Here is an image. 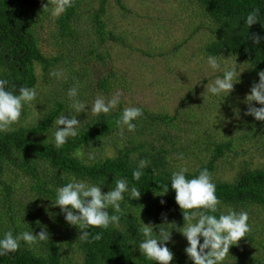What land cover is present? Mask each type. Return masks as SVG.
Instances as JSON below:
<instances>
[{
  "label": "trees",
  "instance_id": "trees-1",
  "mask_svg": "<svg viewBox=\"0 0 264 264\" xmlns=\"http://www.w3.org/2000/svg\"><path fill=\"white\" fill-rule=\"evenodd\" d=\"M194 1L210 23L204 27L209 34L207 43L202 47L206 57L208 55L236 57L247 64L251 78L264 71V0ZM108 2L109 0H101L100 10L93 20V29H96L99 43L104 44V40L109 37L120 48L137 51L126 36L115 35L101 20V16L106 13ZM47 4L48 0H0V78L8 80V90L14 93H18L20 87H34L37 65L49 72L57 63L56 60L46 57L40 46L38 21L45 9L53 6V0H49V6L45 7ZM78 6L80 0H74L73 7L68 8L56 20L64 33H72L77 21ZM253 9H259L260 22L248 27L244 23V18ZM192 37L193 33L188 38ZM254 38H259L260 43L256 44ZM96 52L97 50L93 49L91 53L93 55ZM96 56L100 61L98 63L103 64L104 57L98 53ZM94 75L96 79L100 76L105 77L96 88L100 87L109 92L119 74L113 72L112 68L98 67L94 69ZM190 98L191 95L186 101H190ZM23 108V112L27 114L26 107ZM65 108L64 103H57L53 109H49L38 125L0 133V193L5 203H9L7 213L0 212V237L9 230L13 235L25 230L32 231L35 235L41 231V226L49 234V242L41 243V248L29 247L21 242V248L17 252L0 256V264H73L70 255L77 250L83 256V264H155L154 261L146 260L139 252V242L143 239L139 231L142 223L139 213L142 212L148 218L146 225L152 226L156 235H159V231L154 228L152 218L161 212H168L172 219H178L175 223L177 227H182L183 214L175 203V192L170 187V176L175 171L174 165H171L174 159H170L172 149L167 150L161 145L156 147V144L150 145L136 138L149 133L155 122L171 126L176 119H181L180 115L184 108L176 111L174 116L157 115L141 108L143 116L135 121V130L139 132H136L139 136L124 142L121 141L123 133L117 123L125 108L124 103H120L109 115L86 117L83 114L81 116L76 114L77 120L81 121L78 135L69 138L64 146L57 149L53 146V141H42L40 137L55 125L54 121L61 116ZM124 130H127L126 127ZM94 143H99L101 148H104L105 144L115 145L117 155L94 160L80 159L75 155ZM118 143H124V146L119 148ZM233 147L231 141L217 143L213 158L194 173L187 172L186 178L197 176L203 168H207L212 176L217 169L218 161L226 153L231 152ZM140 160H147L148 165L142 170L143 174L137 181L132 178V172ZM16 171L21 177H31L34 181L33 190L41 197L50 199L53 204L56 189L69 182L71 178L102 185L103 193L115 186L116 179L125 178L130 187L140 190V197L130 200L125 194L118 225H110L104 230L90 228L89 232L92 235L99 232L101 238L94 240L90 235L87 240H81L79 239L81 230L65 221L64 214L58 206L51 204L56 211L54 222L52 219L47 222L45 215L51 206H45L42 200L36 199L35 204L30 205L28 210L13 208L9 202L15 193L11 175ZM215 185L216 195L221 201L220 211L226 213L231 209L237 212L243 210L256 213L254 220L262 222L264 167L242 171L232 182L222 181ZM166 187L169 189L164 193ZM37 207L41 211L38 212ZM108 211L112 214L111 208ZM219 214L218 211L216 215ZM55 222L64 228L61 239L54 235ZM257 222L251 229L256 233L261 231ZM178 234V231L172 230L170 241L166 245L174 254L171 264H192L186 256L185 248L176 238ZM254 235L249 232L244 237L243 244L238 242L230 247L229 261L224 264H264V231L259 240Z\"/></svg>",
  "mask_w": 264,
  "mask_h": 264
},
{
  "label": "rangeland",
  "instance_id": "rangeland-1",
  "mask_svg": "<svg viewBox=\"0 0 264 264\" xmlns=\"http://www.w3.org/2000/svg\"><path fill=\"white\" fill-rule=\"evenodd\" d=\"M120 1L109 0L101 20L115 35L126 36L137 51L120 48L109 37L104 40V44L99 43L96 29H93V20L100 10L101 0H80L77 21L69 34L64 33L57 24L59 16L51 15L52 7L45 9L38 21L40 46L45 56L56 60L57 63L49 72L37 65L34 85L37 97L31 105H25L27 114L23 112L24 108L22 109L21 119L13 126L14 130L38 125L49 109H53L57 103L65 104L66 108L61 113L65 118H75L76 114L88 117L93 115L90 108L97 96L103 95L108 99L119 90L120 103H124L125 107L135 106L157 115L170 116L176 115V111L184 108L181 119H176L171 126L155 122L149 133L136 138L150 145L156 144V147L161 145L167 150L172 149L170 159H174L171 165H174L175 171L185 167L187 172L194 173L213 158L216 144L226 141H231L234 147L218 161L217 169L211 176L214 183L232 182L242 171L263 168L264 122L255 120L251 115H245L249 107L246 97L250 94L251 87L259 82V76L251 78L247 64L236 57H219L222 64L237 65L236 83L233 91L224 100L222 97L209 96L205 86L220 73L213 74L207 68L202 47L209 39L207 28L204 27L210 23L202 15L196 2ZM191 33L193 37L190 39L188 37ZM93 49L97 50L96 54L104 57L103 64L98 63L100 61L96 54L92 55ZM98 67L112 68L113 72L119 74L109 92L100 87L96 88L105 78H95L94 69ZM53 72H63V76L58 79L51 75ZM73 86H78L77 99L87 104V113L79 114L71 107L72 101L67 92ZM189 95L190 101H186ZM251 106L260 107L255 102H252ZM118 107L119 104L115 109ZM56 127L54 125L46 134L41 135L40 140L52 142ZM136 132L124 130L121 141L139 136V132ZM117 146L121 148L124 143H118ZM116 149L113 144H105L104 148H101L99 143H94L91 147L81 150L79 158L88 159V153H93L98 159L115 157ZM178 153L184 158L179 159ZM11 176L15 193L9 202L13 208L28 210L30 205L35 204L36 199L44 201L48 207L53 204L50 199L41 197L33 190L34 181L31 177H21L18 171ZM8 206L9 203H5L0 193V212L7 213ZM37 210L41 211L40 208ZM55 213V207L52 205L45 215L47 222L51 219L55 221ZM247 213L252 229L257 222L254 220L256 213ZM139 215L142 223L146 225L148 218L142 212ZM261 215L262 222H257L261 231H250L258 240L264 231V212ZM152 219L157 231L166 227L163 224L176 223L178 220L172 219L168 212H161ZM53 226L54 235L61 239L64 228L57 222ZM176 238L183 248L187 246L186 239L180 233ZM243 239L239 243H242ZM70 257L73 264H83V256L79 250ZM238 257L240 260V255ZM228 261L229 256L224 262Z\"/></svg>",
  "mask_w": 264,
  "mask_h": 264
},
{
  "label": "clouds",
  "instance_id": "clouds-1",
  "mask_svg": "<svg viewBox=\"0 0 264 264\" xmlns=\"http://www.w3.org/2000/svg\"><path fill=\"white\" fill-rule=\"evenodd\" d=\"M73 4L74 0H53L51 15L58 17L68 8L73 7ZM48 6L49 0L45 7ZM257 22H260L259 9H253L244 18V23L250 27ZM254 42L259 44L260 39L254 38ZM206 64L211 73L220 74L216 75L211 83L207 82L205 90L210 97H222L224 100L233 91L238 67L236 64H222L220 58L215 55H208ZM51 75L59 79L63 76V72H53ZM258 76L259 82L251 87L250 94L246 97L249 107L245 115H251L255 120L264 122V71H260ZM7 86L8 80L0 78V133L13 131V126L21 119L23 107L31 105L37 97L34 87H20L18 93H14L8 90ZM67 96L72 101L71 107L77 113H87L89 110L87 104L77 99L78 86L70 88ZM120 102L119 90L108 99L100 95L93 100L90 111L95 116L109 115ZM252 102L260 107L251 106ZM142 116L143 111L140 107H125L117 120L121 133L125 127L128 132H134L135 121ZM54 124L57 127L53 134V146L59 149L68 142L69 138L78 135L81 121L76 117L69 119L61 115ZM75 155L80 157L81 153L77 152ZM178 158L183 159V155L180 154ZM94 159V154L88 153V160ZM147 165V160H140L137 168L132 172V178L140 180L142 170ZM187 171V168L180 167L170 176V187L175 192V203L183 214V226L177 227L175 222L165 223L163 225L166 227L160 228L159 235H156L152 226L141 223L139 231L143 239L139 242V252L146 260L154 261L155 264H171L174 254L166 245L170 241L171 231L176 230L187 241L184 251L192 264H224L230 247L236 245L251 231L249 215L243 210L237 212L229 209L226 213L220 211L221 201L216 195V185L207 168L201 169L199 174L191 179L186 178ZM101 186L90 181L71 178L69 182L56 189L53 205L60 208L65 221L70 226H76L81 230L79 235L81 240H87L90 235L94 240L101 238L99 232L92 235L89 232L90 228L104 230L110 225H118L125 194L130 200L140 197V190L130 187L125 178L116 179L115 186L106 193L102 192ZM168 189L166 187L164 193ZM109 208L112 209V214L109 213ZM218 211L220 214L217 216ZM21 242L29 247H36L41 243L49 242V234L43 226L35 235L27 230L16 235H13L11 230L6 231L0 237V256L17 252L21 248Z\"/></svg>",
  "mask_w": 264,
  "mask_h": 264
}]
</instances>
